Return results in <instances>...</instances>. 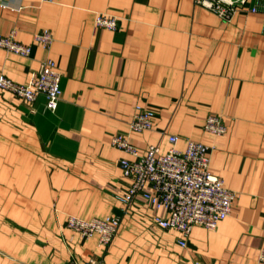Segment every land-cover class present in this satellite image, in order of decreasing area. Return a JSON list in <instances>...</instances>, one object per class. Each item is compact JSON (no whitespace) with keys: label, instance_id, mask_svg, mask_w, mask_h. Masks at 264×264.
Masks as SVG:
<instances>
[{"label":"crops","instance_id":"1","mask_svg":"<svg viewBox=\"0 0 264 264\" xmlns=\"http://www.w3.org/2000/svg\"><path fill=\"white\" fill-rule=\"evenodd\" d=\"M97 13L117 29L97 27ZM42 29L49 49L33 40ZM12 30L32 51L0 48V74L26 83L50 57L61 96L50 111L43 94L29 103L0 90V264H264V0L229 22L195 0H0V33ZM137 105L153 125L131 132ZM208 115L222 116L225 134L203 129ZM116 134L140 153L166 152L169 135L181 151L188 139L208 145L209 171L237 193L230 215L194 226L181 246L141 193L124 214L132 179L119 161L134 157L112 146ZM68 215L120 224L103 248L67 228Z\"/></svg>","mask_w":264,"mask_h":264},{"label":"built area","instance_id":"2","mask_svg":"<svg viewBox=\"0 0 264 264\" xmlns=\"http://www.w3.org/2000/svg\"><path fill=\"white\" fill-rule=\"evenodd\" d=\"M248 0H195V3L212 11L225 22L244 9ZM252 11L254 9H251ZM97 27L115 30L118 19L107 13H97L94 17ZM15 30L7 35L0 33V48L21 56L31 54V45L16 40ZM36 44L49 49L53 35L49 29H42L33 35ZM61 74L55 61L47 57L41 61L39 69L31 73L26 83H18L0 74V90L7 91L18 99L33 102L38 94L46 98V107L55 111L61 96ZM154 112L140 105L135 107L129 123L131 132H142L153 125ZM203 129L213 135H223L227 131L222 116L208 115ZM176 135H169L171 143L166 152H161L158 144H150L144 153H140L125 134H116L111 138L112 146L134 157L133 160L120 159L119 165L132 183L120 197L123 212L130 214V205L139 193L156 207L165 209V215H157L153 222L163 228L174 229L180 233L178 243L186 246L194 226L209 230L216 229L219 221L231 213L237 193L225 187L223 180L209 171V146L194 140H187L184 150L177 149ZM149 186L151 191H147ZM120 224L118 216L81 219L74 215L66 217L65 226L83 237L98 238V244L107 247L117 234ZM258 263H264V248L260 251ZM81 264H102L101 261L87 260ZM194 264H203L199 259Z\"/></svg>","mask_w":264,"mask_h":264}]
</instances>
